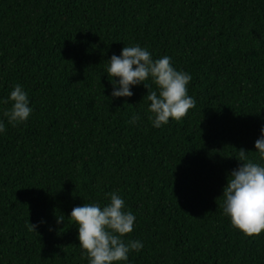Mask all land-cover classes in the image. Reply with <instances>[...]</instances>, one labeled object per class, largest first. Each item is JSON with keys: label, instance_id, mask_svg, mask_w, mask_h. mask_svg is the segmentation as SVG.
I'll return each mask as SVG.
<instances>
[{"label": "trees", "instance_id": "16d2710c", "mask_svg": "<svg viewBox=\"0 0 264 264\" xmlns=\"http://www.w3.org/2000/svg\"><path fill=\"white\" fill-rule=\"evenodd\" d=\"M136 45L191 75L181 120L153 126L151 77L111 95ZM16 85L32 113L13 126ZM0 122V264H89L69 215L111 193L143 244L116 264H264L222 196L240 149L264 166V0H0Z\"/></svg>", "mask_w": 264, "mask_h": 264}, {"label": "clouds", "instance_id": "9594fccd", "mask_svg": "<svg viewBox=\"0 0 264 264\" xmlns=\"http://www.w3.org/2000/svg\"><path fill=\"white\" fill-rule=\"evenodd\" d=\"M107 74L111 78L118 77V82L111 79L114 90L113 97H130L133 93L130 86L145 82L149 77L159 89V94L152 91L148 94L151 102L149 117L154 127H161L169 119L181 120L195 107V100L188 95V84L192 77L184 71L176 70L169 56L153 60L151 53L136 46H124L119 56L112 55ZM119 84L116 88L115 85ZM148 88V85L145 84ZM12 101L11 109L4 113L13 126L28 119L32 113L27 93L20 85H16L8 98ZM139 120L133 117L132 122ZM5 125L0 122V132ZM261 136L255 141V150L264 160V127ZM244 149L239 150V161L242 164L227 177L223 187V211L230 217L231 225L245 236H258L264 232V166L247 159ZM246 161V162H245ZM110 203L104 207L98 204L76 206L71 210V222L78 225L79 245L87 254L89 264H116L126 261L130 251L139 252L143 244L140 241L124 242L122 237L133 231L136 217L125 212V201L116 193L108 194ZM64 220L58 217L57 222ZM36 232V225L31 224Z\"/></svg>", "mask_w": 264, "mask_h": 264}]
</instances>
